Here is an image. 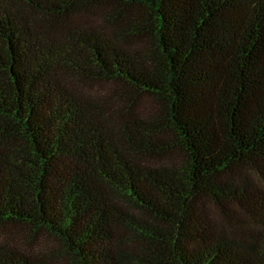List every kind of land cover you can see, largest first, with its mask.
I'll return each mask as SVG.
<instances>
[{"label": "trees", "instance_id": "obj_1", "mask_svg": "<svg viewBox=\"0 0 264 264\" xmlns=\"http://www.w3.org/2000/svg\"><path fill=\"white\" fill-rule=\"evenodd\" d=\"M0 226L59 245L0 264H264V0H0Z\"/></svg>", "mask_w": 264, "mask_h": 264}, {"label": "rangeland", "instance_id": "obj_2", "mask_svg": "<svg viewBox=\"0 0 264 264\" xmlns=\"http://www.w3.org/2000/svg\"><path fill=\"white\" fill-rule=\"evenodd\" d=\"M109 85L103 86L107 87ZM117 89L118 85H113ZM149 108V106L147 107ZM11 246L25 254L40 253L46 255L54 250H59V245L47 237H39L33 234L29 229L19 226H0V247Z\"/></svg>", "mask_w": 264, "mask_h": 264}]
</instances>
